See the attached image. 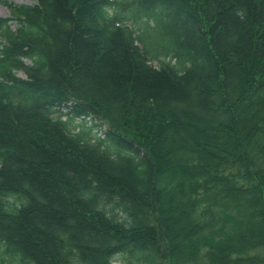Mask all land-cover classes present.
<instances>
[{
    "label": "trees",
    "instance_id": "obj_1",
    "mask_svg": "<svg viewBox=\"0 0 264 264\" xmlns=\"http://www.w3.org/2000/svg\"><path fill=\"white\" fill-rule=\"evenodd\" d=\"M35 1L0 18V264H264V0Z\"/></svg>",
    "mask_w": 264,
    "mask_h": 264
},
{
    "label": "rangeland",
    "instance_id": "obj_2",
    "mask_svg": "<svg viewBox=\"0 0 264 264\" xmlns=\"http://www.w3.org/2000/svg\"><path fill=\"white\" fill-rule=\"evenodd\" d=\"M3 2H7V3H13L15 5H34L36 3L35 0H0V18H8L10 15H9V11L6 7V5L3 3ZM14 29H16V26L13 27ZM141 28V26H140ZM137 29H139V27H137ZM142 30H143V27H142ZM154 66H158L157 63H154ZM20 76L22 78H24V75L23 74H20ZM72 110L71 109H65V113H69L71 112ZM65 120H67V116H65L64 118ZM77 122H80V121H77ZM100 121L97 120V121H88V126L91 127V126H94L95 124H99ZM106 128L103 127V128H94V132L97 133L98 137H101V138H105L106 136ZM117 264H120L122 263V259L121 257L117 259Z\"/></svg>",
    "mask_w": 264,
    "mask_h": 264
}]
</instances>
